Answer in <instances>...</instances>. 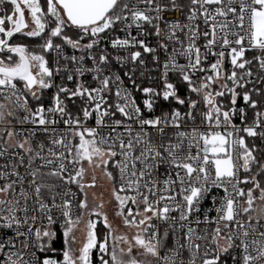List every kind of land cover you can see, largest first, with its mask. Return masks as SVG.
I'll return each mask as SVG.
<instances>
[{
    "label": "snow or ice",
    "instance_id": "obj_1",
    "mask_svg": "<svg viewBox=\"0 0 264 264\" xmlns=\"http://www.w3.org/2000/svg\"><path fill=\"white\" fill-rule=\"evenodd\" d=\"M0 12V264H264V0H0ZM84 161L119 183L115 215L133 235L72 191Z\"/></svg>",
    "mask_w": 264,
    "mask_h": 264
},
{
    "label": "rangeland",
    "instance_id": "obj_2",
    "mask_svg": "<svg viewBox=\"0 0 264 264\" xmlns=\"http://www.w3.org/2000/svg\"><path fill=\"white\" fill-rule=\"evenodd\" d=\"M26 19H29L27 16V10H25ZM87 138V135H86ZM75 143H79V137H76ZM112 163V161L110 162ZM85 173L83 177V183L86 185L84 192H81L76 185L79 193H80V199L84 198L85 192L87 193V200L89 203V207L99 204L103 202V209L102 211L106 213L109 217V221L112 224V227L118 234L120 233H126L129 236L133 235L135 233V229H128L125 228L123 225L122 218L117 217L115 215L117 211V202L113 196V187L115 186L112 181L108 179V177L105 175V171L103 166L102 167H95V166H89L87 161L83 162ZM111 165V164H110ZM79 167V166H77ZM108 171H111L110 166L108 168ZM93 177H95V184L94 186L88 187L87 185L92 184ZM116 187V186H115ZM117 188V187H116ZM118 189V188H117ZM258 195V193H257ZM256 205H260V201H256ZM93 219H96V217H93ZM85 220H87V215L85 216ZM98 225L100 226L101 230L103 229L102 224V218L98 220ZM83 228V225H81V229ZM81 229L77 230V237L78 241L79 239H82L84 233ZM74 247H79V242L74 245Z\"/></svg>",
    "mask_w": 264,
    "mask_h": 264
},
{
    "label": "built area",
    "instance_id": "obj_3",
    "mask_svg": "<svg viewBox=\"0 0 264 264\" xmlns=\"http://www.w3.org/2000/svg\"><path fill=\"white\" fill-rule=\"evenodd\" d=\"M183 2H187V0H183ZM0 15H3V12H0ZM179 14L178 13H176V12H166L165 13V16L166 17H168V18H171V19H175L177 16H178ZM179 18H180V20H181V22H184V23H186L187 21H186V18L184 17V16H179ZM201 23V26H202V21L200 22ZM133 34H135V32H133ZM155 43V41L153 40V44ZM200 43L202 44L203 43V40L201 39V41H200ZM217 51H218V49H217ZM72 53V50L71 49H67L66 50V54H71ZM78 54V53H77ZM49 57H50V61H52L54 58H55V52H51V53H48L47 54ZM121 55H126V53H121ZM145 55H147V54H145ZM162 55V54H161ZM149 59H150V57H149ZM215 57L214 56H211V55H209V63H211V62H215ZM181 62H184V61H181ZM64 63V61L63 60H61V64H63ZM86 66H88V67H90L91 66V62L89 61L88 63H87V65ZM53 67H55L54 65H53ZM114 67V70H118V68H119V66L118 65H114L113 66ZM223 67L225 68V69H228L229 71L231 70V63H230V57H227V55H226V59H225V61H224V65H223ZM153 76H157V75H159L158 73H153L152 74ZM173 80L175 79V77L174 76H172L171 77ZM65 79V83H66V85L68 86V87H70V88H72V87H74L75 86V84H74V82H68L67 80H66V77L64 78ZM79 79H81V80H83L86 84H92V86H95L94 85V82L92 81V77H91V75L90 74H88V73H85V75L83 76V77H81V78H79ZM55 80H56V83L57 84H59L60 82H61V77L60 76H57L56 78H55ZM223 81H221V83H222ZM148 83V81L147 80H145V84H147ZM153 86L154 87H157L158 89H161L162 88V82H159V83H153ZM54 92H55V89H51V90H46L45 91V95H44V103H45V106H48L49 105V103H50V98H51V96L54 94ZM138 95V97H139V99H140V102L142 103V99L144 98L141 94H137ZM181 95H186V91H184V90H182L181 91ZM225 103H227L228 101L227 100H225L224 101ZM241 102H244L243 101V99H242V101ZM239 103L238 104V106L239 107H242V106H244L243 105V103ZM72 103H69V109H70V105H71ZM75 108L77 109V112L79 111L80 112V115H81V119H83V117H82V111H80V105H81V101L78 99V98H76V102H75ZM168 107H169V105H168V103L166 102V101H163L162 99L157 103V107H156V114H159L160 113V110L163 108L164 110H167L168 109ZM71 111V110H70ZM147 110L145 109V112H146ZM77 112L75 113V114H73V116H75L76 114H77ZM117 116H119V114H117ZM249 116L251 117L252 116V113L251 112H249ZM199 117L197 118V124H199ZM236 123L237 124H239V120H236ZM87 126L88 127H95L96 125H95V114L93 113V115L88 119V121H87ZM59 129H61V130H63L64 128H65V126L61 123V124H59L58 126H57ZM189 127H190V122H189ZM121 131H123V129H121ZM104 134L106 135L107 134V129H105V132H104ZM69 139L70 140H72L73 138L71 137V136H69ZM76 139V138H75ZM75 139L73 140V142L75 143ZM4 161L3 160H0V163H3ZM40 163V161H37V164H39ZM113 163H114V161H113ZM21 171L23 172V169H21ZM114 171H115V175H117L118 176V170L117 169H114ZM162 171H163V169H162ZM115 186L117 187V188H119V183H116L115 184ZM71 189H72V191L73 192H75L76 194H77V196H78V198H80V193H79V191H78V189H77V187L75 186V185H72L71 186ZM222 194V193H221ZM208 203H210V201L208 202ZM205 206H208L207 205V203L205 204ZM175 215H178V214H175ZM245 219H246V217H245ZM163 231V229H162V227H161V232Z\"/></svg>",
    "mask_w": 264,
    "mask_h": 264
},
{
    "label": "trees",
    "instance_id": "obj_4",
    "mask_svg": "<svg viewBox=\"0 0 264 264\" xmlns=\"http://www.w3.org/2000/svg\"><path fill=\"white\" fill-rule=\"evenodd\" d=\"M7 26V25H6ZM12 42L13 43H24V44H27L28 46H29V48L30 49H32V50H35V51H40V49L39 48H36L35 46L37 45V44H39V43H43V41L40 39V38H30V37H25V36H23V35H21V34H15L14 36H13V38H12ZM57 42H59V41H57ZM249 55H251V54H249ZM45 56H46V58L50 61V57L47 55V54H45ZM45 95V94H44ZM242 101V95H241V97L240 98H238V104L240 103ZM241 103H243V105H244V102H241ZM69 110H71V112L73 113V114H75L76 112H77V109L75 108V105L74 104H71L70 105V109ZM250 142V141H249ZM112 163H113V161H112ZM111 164V163H110ZM110 169H111V171L113 172V174L115 175V171H114V168H112L111 166H110ZM76 186V185H75ZM57 248H60L61 246H62V238H61V241H59V242H57V244L55 245Z\"/></svg>",
    "mask_w": 264,
    "mask_h": 264
}]
</instances>
